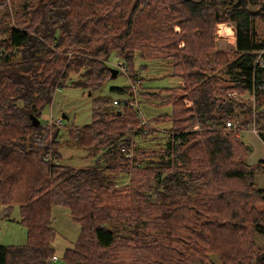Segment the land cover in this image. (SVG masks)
I'll list each match as a JSON object with an SVG mask.
<instances>
[{
	"label": "trees",
	"instance_id": "16d2710c",
	"mask_svg": "<svg viewBox=\"0 0 264 264\" xmlns=\"http://www.w3.org/2000/svg\"><path fill=\"white\" fill-rule=\"evenodd\" d=\"M10 4L0 10V205L18 207L26 232L22 244H0V264H264V241H255L264 234V189L255 186L264 160L246 163L245 141L225 128L241 110L239 127L254 125L264 141V70L253 67L264 0ZM218 22L234 25V49L216 48ZM113 52L132 80L140 60L164 59L180 81L135 89L149 125L139 127L136 107L118 114L114 98L98 97L88 123L70 124L62 138L56 117L61 124L35 143L55 91L101 89ZM253 86L254 106L227 94ZM110 89L134 101L130 85ZM158 106L170 111L153 114ZM195 123L201 129L189 131ZM127 125L138 128L131 158L117 146ZM61 141L89 163L63 162ZM54 206L79 225L60 254L50 243Z\"/></svg>",
	"mask_w": 264,
	"mask_h": 264
},
{
	"label": "rangeland",
	"instance_id": "374dc122",
	"mask_svg": "<svg viewBox=\"0 0 264 264\" xmlns=\"http://www.w3.org/2000/svg\"><path fill=\"white\" fill-rule=\"evenodd\" d=\"M250 8L257 9L259 5H250ZM264 31V25H262ZM216 48L223 50H232L235 44L223 40H215ZM120 62L118 54L113 52L109 56V64L115 65ZM140 67L137 71V88L144 87L150 89L161 88L164 86H173L179 84V79L171 74V67L164 59H142L139 61ZM129 85L128 78L122 72L118 71L115 77H110L104 86L92 93L85 92L80 88L64 87L55 91L52 105L45 109V116L51 114L52 117L67 116L64 118L63 125L60 127L62 138L66 136L70 124L82 125L90 121L91 104L94 98L109 97L122 98L125 95L117 94L110 89L115 86ZM249 105H253L247 100ZM254 106V105H253ZM170 111V106H158L154 108L153 114ZM244 117L241 110L235 115V121ZM242 139L250 145V150L246 155L245 161L248 164H254L257 161L264 160V141L259 133H255L253 126L244 129ZM257 130V127H255ZM258 131V130H257ZM60 152L62 161L74 165H83L89 163L90 158L78 147L61 141ZM255 186L258 189H264V173H255ZM5 206L0 205V244H22L25 241V227L16 220L19 218L18 207L14 206L9 212H4ZM52 226L54 235L51 239V245L56 253L60 254L64 248L72 245L74 242L79 225L69 216V211L63 206H54L52 208ZM256 245L260 246L264 241V234L255 236Z\"/></svg>",
	"mask_w": 264,
	"mask_h": 264
},
{
	"label": "built area",
	"instance_id": "2783aa9c",
	"mask_svg": "<svg viewBox=\"0 0 264 264\" xmlns=\"http://www.w3.org/2000/svg\"><path fill=\"white\" fill-rule=\"evenodd\" d=\"M10 0H0V10L4 8L10 9ZM215 40H223L227 42H231L235 44V29L234 25L231 22H218L216 23L215 29ZM262 46L255 50L253 52V67H256V69H262L264 70V38L262 39ZM4 52V47L0 46V57L1 54ZM112 67L118 69V71L122 72L124 75L128 78V70L125 66H123L120 62H117L115 65H112ZM129 85L132 88V91L134 93L133 98L134 101L130 102L127 98V96H124L122 98H114L113 104L116 105L117 111L123 112V109L126 105H132L137 108L139 115L141 116L139 127H143L145 125H149L146 118L142 114V112L139 109V104L137 102V95L135 94V89H137V82L138 80H132L128 78ZM227 94L234 98H240L243 100H250L254 104V86L251 90H247L244 93H237L236 91H229ZM185 105L189 106L191 105V101L188 99H184ZM61 119L54 118L51 116V114H47L43 118V125L45 126L44 134L42 136L40 135H34V142L38 145H43L42 137L50 135L51 133V127L53 125H60ZM253 126V130L255 133H257V130H255V126ZM225 128L228 130L234 131L238 136L242 137L244 129H241L238 125V121L228 120L225 122ZM137 127H133L131 125H127L125 129V138L123 141L119 142L117 144L118 149L120 152H122L125 156L131 158L134 155V144H133V138L134 134L137 131ZM201 126L198 123L193 124L191 127H189V130H200ZM128 140V141H127ZM45 158L51 159L53 161H56V159L52 156V154L49 152L45 155ZM57 162V161H56ZM58 260V257L56 256H50L46 259V263L50 262H56Z\"/></svg>",
	"mask_w": 264,
	"mask_h": 264
},
{
	"label": "water",
	"instance_id": "95a60500",
	"mask_svg": "<svg viewBox=\"0 0 264 264\" xmlns=\"http://www.w3.org/2000/svg\"><path fill=\"white\" fill-rule=\"evenodd\" d=\"M117 72H118V69H116V68L113 67V71H111V75H110V77H115V76L117 75ZM117 113L120 114L121 112L118 110ZM61 117H62V118H66V119L68 118V117L65 116V115H62ZM30 118H31V120H32V124H33V125H38V124L40 123V120H39L36 116H34V115H30ZM245 146H246V148H247L248 150L251 149L249 144H246V143H245Z\"/></svg>",
	"mask_w": 264,
	"mask_h": 264
},
{
	"label": "crops",
	"instance_id": "0c3cea01",
	"mask_svg": "<svg viewBox=\"0 0 264 264\" xmlns=\"http://www.w3.org/2000/svg\"><path fill=\"white\" fill-rule=\"evenodd\" d=\"M179 81V80H178ZM180 82V81H179ZM4 212H7V208L6 209H4Z\"/></svg>",
	"mask_w": 264,
	"mask_h": 264
},
{
	"label": "bare ground",
	"instance_id": "6f19581e",
	"mask_svg": "<svg viewBox=\"0 0 264 264\" xmlns=\"http://www.w3.org/2000/svg\"><path fill=\"white\" fill-rule=\"evenodd\" d=\"M132 89V88H131ZM189 131H192V130H189ZM194 131V130H193Z\"/></svg>",
	"mask_w": 264,
	"mask_h": 264
}]
</instances>
